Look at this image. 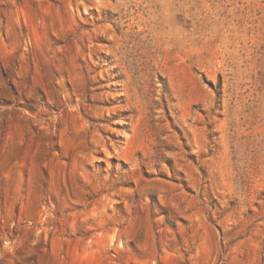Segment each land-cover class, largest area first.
Listing matches in <instances>:
<instances>
[{
    "label": "rangeland",
    "instance_id": "obj_1",
    "mask_svg": "<svg viewBox=\"0 0 264 264\" xmlns=\"http://www.w3.org/2000/svg\"><path fill=\"white\" fill-rule=\"evenodd\" d=\"M0 264H264V0H0Z\"/></svg>",
    "mask_w": 264,
    "mask_h": 264
},
{
    "label": "trees",
    "instance_id": "obj_2",
    "mask_svg": "<svg viewBox=\"0 0 264 264\" xmlns=\"http://www.w3.org/2000/svg\"><path fill=\"white\" fill-rule=\"evenodd\" d=\"M218 96H219V94H218Z\"/></svg>",
    "mask_w": 264,
    "mask_h": 264
}]
</instances>
